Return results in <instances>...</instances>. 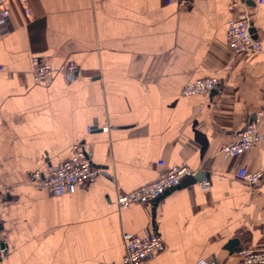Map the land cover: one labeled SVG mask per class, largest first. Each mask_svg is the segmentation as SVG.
<instances>
[{
  "label": "crops",
  "instance_id": "crops-1",
  "mask_svg": "<svg viewBox=\"0 0 264 264\" xmlns=\"http://www.w3.org/2000/svg\"><path fill=\"white\" fill-rule=\"evenodd\" d=\"M28 4L30 18L15 2L0 26V264H123L125 234L164 241L140 264H243L239 250L264 248V179L253 187L238 178L241 168L264 174V142L238 157L221 152L264 105V53L239 57L229 48V0H194L188 9L168 0ZM247 4L264 45V0ZM35 57L50 61L49 81L35 80ZM70 64L74 81L64 72ZM214 76L216 94H181ZM77 146L114 181L101 177L66 196L29 182ZM183 163L201 177L158 202L109 205L117 191Z\"/></svg>",
  "mask_w": 264,
  "mask_h": 264
},
{
  "label": "built area",
  "instance_id": "built-area-1",
  "mask_svg": "<svg viewBox=\"0 0 264 264\" xmlns=\"http://www.w3.org/2000/svg\"><path fill=\"white\" fill-rule=\"evenodd\" d=\"M18 2L23 8L25 15L30 18L31 10L28 0H0V26L6 25L11 17L12 5ZM176 2L180 8L188 9L193 5L194 0H168L169 4ZM262 4V0H259ZM228 9L233 17L229 22L227 32V44L235 56L246 53H264L263 41L255 34L253 17L254 12L248 6L247 0H229ZM33 75L37 82H47L53 75V68L49 60L35 57L33 60ZM2 71V68H0ZM78 68L74 64L65 67V74L69 81H74ZM220 84V78L214 76L207 79L188 82L182 89L181 94L185 97L205 96L210 94ZM264 104V101H263ZM264 116L263 110L260 111L245 126L238 139L223 146L221 152L225 158L242 156L254 147L264 142V133L259 128L260 119ZM90 131L92 128L89 129ZM102 132H109L110 127L101 128ZM160 167L165 166V162L159 163ZM198 172L192 170L187 164L162 169L159 171L155 181L144 185L132 192H116L114 199L109 197V205L118 208H128L137 204H150L161 199L165 194L180 188L183 183L193 178ZM104 177L114 181L108 170L97 168L90 160L87 153L80 147L75 148L74 156L54 167L49 176H44L40 171L34 172L30 176L29 182L38 190L48 192L51 196H66L75 194L79 187H86L94 183L99 178ZM238 178L247 184L256 187L264 179L262 172H251L241 168ZM204 190H209L211 182L207 179L200 181ZM125 253L123 264H140L163 252L165 244L158 235H147L145 237L125 234L123 237ZM1 254L6 252V247L0 250ZM243 264H264V248L241 249L238 252ZM198 264H215L212 260H202Z\"/></svg>",
  "mask_w": 264,
  "mask_h": 264
},
{
  "label": "water",
  "instance_id": "water-1",
  "mask_svg": "<svg viewBox=\"0 0 264 264\" xmlns=\"http://www.w3.org/2000/svg\"><path fill=\"white\" fill-rule=\"evenodd\" d=\"M239 57H241V55ZM219 89H221V83L211 92V94H216ZM201 175L202 174H197L195 177L189 178L186 181H190V182L196 181V180H198L201 177ZM159 200L160 199H158L156 202H158ZM155 208H156V205L154 206L153 212H155ZM0 231H1V228H0ZM237 246H239V241L237 239H235V240H232V241H230L228 243L227 249L230 252H232V250L234 249V247H237ZM3 248H5V245L0 242V250L3 249Z\"/></svg>",
  "mask_w": 264,
  "mask_h": 264
}]
</instances>
